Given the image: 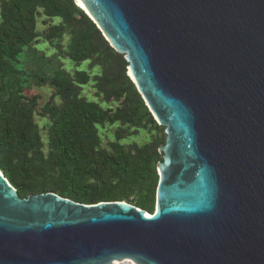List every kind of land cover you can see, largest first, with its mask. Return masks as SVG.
<instances>
[{"label": "water", "instance_id": "95a60500", "mask_svg": "<svg viewBox=\"0 0 264 264\" xmlns=\"http://www.w3.org/2000/svg\"><path fill=\"white\" fill-rule=\"evenodd\" d=\"M81 2L166 129L155 211L0 168V264H264V0Z\"/></svg>", "mask_w": 264, "mask_h": 264}, {"label": "trees", "instance_id": "16d2710c", "mask_svg": "<svg viewBox=\"0 0 264 264\" xmlns=\"http://www.w3.org/2000/svg\"><path fill=\"white\" fill-rule=\"evenodd\" d=\"M41 18L49 23L44 33ZM41 38L53 57L37 55ZM65 59L101 71L52 68ZM128 66L76 0H0V168L22 198L53 192L84 204L128 202L153 214L166 129ZM91 82L101 102L85 95ZM31 84L53 89L45 105L27 94ZM38 117L48 121L45 135ZM108 126L115 127L114 141L105 145L101 131ZM142 130L149 142L123 143Z\"/></svg>", "mask_w": 264, "mask_h": 264}, {"label": "rangeland", "instance_id": "374dc122", "mask_svg": "<svg viewBox=\"0 0 264 264\" xmlns=\"http://www.w3.org/2000/svg\"><path fill=\"white\" fill-rule=\"evenodd\" d=\"M49 25V23H48ZM47 24H44V19L41 18L39 20L38 23V29L39 31H41L42 33H44L46 31V29L48 28ZM39 51L45 52V54L48 57H53L55 54V49L48 43L45 42V40L43 38L40 39V43L37 44L35 46ZM42 52L37 53L38 56L42 55ZM54 64L52 65V68H57L58 65L63 64L65 69H67L68 71H76V70H84V71H88L89 73H91L92 75H96L98 74L101 69L100 67H95V68H91L90 66V61H85L83 63H81L80 65H77L76 62H74L71 59H65L63 61H56L54 60ZM26 63V58L24 57L20 63V66H22V64ZM43 67L45 68V65L43 64ZM93 84L94 82H91L88 86L85 87V95L88 97V99L96 101V102H101L99 98L95 97V89L93 88ZM27 94L29 96H34V95H38L40 97V105L43 106L45 105L51 98L52 93H53V89L51 87H43V88H39L35 85H29L27 87ZM102 105L104 107H108L107 103H102ZM113 108H116L118 104H112ZM37 120L39 121L40 126L42 127V132L45 135L46 134V130H45V125L48 122L46 119H43L41 117H38ZM114 131H115V127H106L104 130L101 131L102 135H103V140H104V144L108 145L109 143L114 141ZM151 140V135L149 134L148 131L142 130L139 132V134L137 136L134 137H130L127 140H124L123 143L127 146L134 144V143H138V144H145L147 142H149ZM149 213V212H148Z\"/></svg>", "mask_w": 264, "mask_h": 264}, {"label": "bare ground", "instance_id": "6f19581e", "mask_svg": "<svg viewBox=\"0 0 264 264\" xmlns=\"http://www.w3.org/2000/svg\"><path fill=\"white\" fill-rule=\"evenodd\" d=\"M77 3L80 5V6H82L83 8H85V6H84V4L81 2V0H77ZM131 74V73H130ZM149 215H151V214H149ZM126 261H129V260H126ZM124 262V261H123ZM130 262V261H129ZM120 263V262H119ZM119 263H117V264H119Z\"/></svg>", "mask_w": 264, "mask_h": 264}, {"label": "built area", "instance_id": "2783aa9c", "mask_svg": "<svg viewBox=\"0 0 264 264\" xmlns=\"http://www.w3.org/2000/svg\"><path fill=\"white\" fill-rule=\"evenodd\" d=\"M119 264H134V263L131 262V261L129 262V261H126V260H125L124 262H120Z\"/></svg>", "mask_w": 264, "mask_h": 264}, {"label": "flooded vegetation", "instance_id": "af4514ba", "mask_svg": "<svg viewBox=\"0 0 264 264\" xmlns=\"http://www.w3.org/2000/svg\"><path fill=\"white\" fill-rule=\"evenodd\" d=\"M154 212V211H153Z\"/></svg>", "mask_w": 264, "mask_h": 264}]
</instances>
